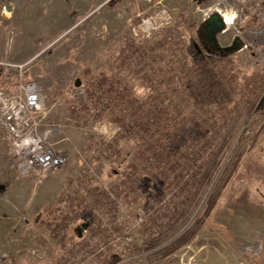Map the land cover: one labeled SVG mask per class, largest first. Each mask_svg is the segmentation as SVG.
<instances>
[{"label": "rangeland", "instance_id": "374dc122", "mask_svg": "<svg viewBox=\"0 0 264 264\" xmlns=\"http://www.w3.org/2000/svg\"><path fill=\"white\" fill-rule=\"evenodd\" d=\"M216 12L233 16L219 44L240 36L238 51L221 53L205 39ZM176 35L180 52L190 60L197 50L215 55L233 83L229 89L204 67L196 102L226 116L253 90L264 121V0H0V89L40 86V129L63 159L23 175L0 125V264H264V123L209 214L212 186L194 196L147 179L135 192L126 182L134 140L108 152L120 127L102 112L100 89L122 82L144 99L159 97L170 79L181 85L171 55ZM197 219L187 244L150 256Z\"/></svg>", "mask_w": 264, "mask_h": 264}, {"label": "trees", "instance_id": "16d2710c", "mask_svg": "<svg viewBox=\"0 0 264 264\" xmlns=\"http://www.w3.org/2000/svg\"><path fill=\"white\" fill-rule=\"evenodd\" d=\"M178 39L179 35H176L177 41L171 47V55L180 73L181 85L173 79L168 80L166 89L160 94L162 99L160 96L144 99L133 97L131 88L122 82L100 89L106 102L102 112L111 113L113 121L120 127L108 152L117 150L119 140L124 137L134 140L135 151L129 158L130 172L126 182L135 192L143 190L147 179L159 184L164 182L173 192H193L194 196L212 186L203 212L209 214L242 157L253 144L256 123L264 121L256 119L251 98L253 90L242 106L239 103L226 116L221 107H214L210 101L196 102L193 91L200 88L204 67L212 65L216 79L229 89H232L233 83L228 80L225 69L215 55L207 56L197 50L198 53L195 51L190 60L179 51ZM167 47L166 39L160 48ZM165 94L167 98L169 96V103L163 100ZM220 118L224 119L223 124L219 123ZM185 133H189V136L181 143L180 135ZM199 229L200 220L197 219L175 240L163 249L150 253V256L173 253L187 244Z\"/></svg>", "mask_w": 264, "mask_h": 264}, {"label": "built area", "instance_id": "2783aa9c", "mask_svg": "<svg viewBox=\"0 0 264 264\" xmlns=\"http://www.w3.org/2000/svg\"><path fill=\"white\" fill-rule=\"evenodd\" d=\"M44 116L41 89L36 82H21L15 92L0 90V125L9 134L16 168L23 175L54 170L63 164L48 142L50 131L40 129Z\"/></svg>", "mask_w": 264, "mask_h": 264}, {"label": "water", "instance_id": "95a60500", "mask_svg": "<svg viewBox=\"0 0 264 264\" xmlns=\"http://www.w3.org/2000/svg\"><path fill=\"white\" fill-rule=\"evenodd\" d=\"M203 28H205L208 43L221 53L230 54L241 49L243 45V40L240 36H235L231 44L227 46L219 44V34L228 30L227 22L219 12L211 14Z\"/></svg>", "mask_w": 264, "mask_h": 264}, {"label": "bare ground", "instance_id": "6f19581e", "mask_svg": "<svg viewBox=\"0 0 264 264\" xmlns=\"http://www.w3.org/2000/svg\"><path fill=\"white\" fill-rule=\"evenodd\" d=\"M224 19L229 24L233 22V16L230 14H224ZM148 26H149V24H148Z\"/></svg>", "mask_w": 264, "mask_h": 264}, {"label": "crops", "instance_id": "0c3cea01", "mask_svg": "<svg viewBox=\"0 0 264 264\" xmlns=\"http://www.w3.org/2000/svg\"><path fill=\"white\" fill-rule=\"evenodd\" d=\"M0 90H4V91H7V92H13V91H11L8 87L7 88H1ZM15 92V91H14Z\"/></svg>", "mask_w": 264, "mask_h": 264}, {"label": "flooded vegetation", "instance_id": "af4514ba", "mask_svg": "<svg viewBox=\"0 0 264 264\" xmlns=\"http://www.w3.org/2000/svg\"><path fill=\"white\" fill-rule=\"evenodd\" d=\"M203 34H204L205 39L207 40L205 28L203 29Z\"/></svg>", "mask_w": 264, "mask_h": 264}]
</instances>
